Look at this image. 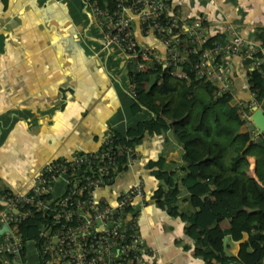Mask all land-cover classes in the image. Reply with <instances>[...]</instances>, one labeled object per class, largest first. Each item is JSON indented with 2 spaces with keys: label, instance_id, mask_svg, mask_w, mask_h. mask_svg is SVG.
<instances>
[{
  "label": "crops",
  "instance_id": "crops-1",
  "mask_svg": "<svg viewBox=\"0 0 264 264\" xmlns=\"http://www.w3.org/2000/svg\"><path fill=\"white\" fill-rule=\"evenodd\" d=\"M169 5L184 18L203 15L202 29L210 34L235 32L264 54V0H169ZM134 33L139 42H148L137 23ZM129 61L104 39L82 0H0V192L25 189L45 160L94 149L108 130L124 133L149 113L143 106L135 113L129 110ZM232 66L233 89L243 95L242 58L234 56ZM133 149L126 168L101 190L104 196L116 195L136 179L149 195L158 179L147 162L158 156L164 158L163 168L180 173L181 147L170 130L164 135L144 133ZM249 156L247 171L252 168L255 174V158ZM218 194L212 189L193 199L212 201ZM183 223L147 199L139 210L137 231L167 264H185L191 254L184 247L190 241ZM241 240L245 251L246 231L234 240L227 237L224 249L238 255ZM34 260L27 264H36Z\"/></svg>",
  "mask_w": 264,
  "mask_h": 264
},
{
  "label": "built area",
  "instance_id": "built-area-1",
  "mask_svg": "<svg viewBox=\"0 0 264 264\" xmlns=\"http://www.w3.org/2000/svg\"><path fill=\"white\" fill-rule=\"evenodd\" d=\"M82 1L104 39L139 69L145 68V61L155 60L171 68V74L186 76L181 63L193 53L188 67L192 76L209 81L215 96L230 93L239 117L250 122L249 139L264 138V131L249 118L252 106L264 113V94L258 95L249 82L252 71L264 73L260 68L264 54L253 41L229 32L201 46L211 35L202 29L205 17H181L170 9L169 0H110V8L98 6L95 0ZM136 23L148 42L136 38ZM234 56L251 57L242 62L243 95L233 89ZM114 140V131L108 130L94 149L72 150L45 160L25 189L0 192V226L7 225L0 234V264H25L28 240L22 244L16 223L34 214L41 216L38 239H30L36 264H167L137 231L140 207L148 199L142 181L136 179L112 197L101 193L120 171ZM122 149L127 165L135 151L128 144Z\"/></svg>",
  "mask_w": 264,
  "mask_h": 264
},
{
  "label": "trees",
  "instance_id": "trees-1",
  "mask_svg": "<svg viewBox=\"0 0 264 264\" xmlns=\"http://www.w3.org/2000/svg\"><path fill=\"white\" fill-rule=\"evenodd\" d=\"M95 2L100 7H111L110 0ZM216 36L209 35L201 46ZM193 55L188 54L181 63L186 76L171 74V68L161 67L155 60L145 61L143 69L137 68L134 61L127 63L132 84L129 110L135 113L143 106L149 113L124 133L114 131L117 169L126 168L123 144L133 146L144 133L164 135L170 130L181 147L180 173L163 168V156L149 160L150 173L158 183L148 199L184 222L182 232L190 241L184 247L190 248V254L202 264H263L264 138L255 142L249 139L250 122L239 117L230 93L215 96L209 81L192 76L188 67ZM249 59L246 56L242 62ZM249 82L258 95L264 94V73L252 71ZM244 109H248V104ZM249 155L255 158L258 182L242 168L249 164ZM247 172L253 175L252 168ZM212 189L219 192L215 200L193 199V195H205ZM40 218L34 214L16 223L22 244L38 239ZM222 220L225 225L220 224ZM241 231L247 232L245 251L241 240L238 255L227 253L224 248L229 244L226 241L223 246L222 237L227 235L234 240L241 236ZM236 245L233 244V252ZM20 255L23 259V247Z\"/></svg>",
  "mask_w": 264,
  "mask_h": 264
},
{
  "label": "water",
  "instance_id": "water-1",
  "mask_svg": "<svg viewBox=\"0 0 264 264\" xmlns=\"http://www.w3.org/2000/svg\"><path fill=\"white\" fill-rule=\"evenodd\" d=\"M249 118H250L251 122L256 126V128L259 131H264V113L262 112V110L260 108H258L256 106H252ZM248 176L254 178L258 182V179H257L255 174L248 175ZM6 228H7V225L5 223L1 224V226H0V234ZM226 239H227V235H224L222 237V245L223 246L225 245ZM226 252L229 253V251H226Z\"/></svg>",
  "mask_w": 264,
  "mask_h": 264
},
{
  "label": "rangeland",
  "instance_id": "rangeland-1",
  "mask_svg": "<svg viewBox=\"0 0 264 264\" xmlns=\"http://www.w3.org/2000/svg\"><path fill=\"white\" fill-rule=\"evenodd\" d=\"M249 126H250V124L247 125V127H249ZM247 160H249L248 157H247ZM249 163H250V160H249ZM249 167H250V164H248V163H246L244 166L242 165V168H244L246 173H248L247 169H249ZM26 246H28V252H29L28 260L26 262V264H27V263L32 262L31 260H32V257L34 256V246L32 245V241H30V240H28L26 242ZM185 264H197V263L195 262V258H193L192 255H190V257L187 259Z\"/></svg>",
  "mask_w": 264,
  "mask_h": 264
},
{
  "label": "bare ground",
  "instance_id": "bare-ground-1",
  "mask_svg": "<svg viewBox=\"0 0 264 264\" xmlns=\"http://www.w3.org/2000/svg\"><path fill=\"white\" fill-rule=\"evenodd\" d=\"M249 162V161H248ZM248 174V173H247ZM249 175V174H248ZM240 243V242H239Z\"/></svg>",
  "mask_w": 264,
  "mask_h": 264
}]
</instances>
